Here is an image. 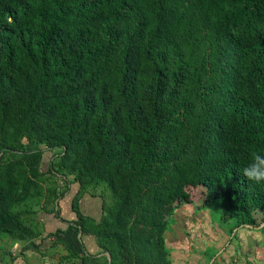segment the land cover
Wrapping results in <instances>:
<instances>
[{
    "label": "trees",
    "instance_id": "1",
    "mask_svg": "<svg viewBox=\"0 0 264 264\" xmlns=\"http://www.w3.org/2000/svg\"><path fill=\"white\" fill-rule=\"evenodd\" d=\"M253 152L264 0H0V156L16 157L0 163V230L22 250L40 245L18 206L56 175L68 184L50 197L76 183L77 218L56 213L66 226L43 242L80 231L107 264H171L164 233L189 187L230 233L264 222V183L242 175ZM89 189L109 194L98 221L79 209Z\"/></svg>",
    "mask_w": 264,
    "mask_h": 264
},
{
    "label": "rangeland",
    "instance_id": "2",
    "mask_svg": "<svg viewBox=\"0 0 264 264\" xmlns=\"http://www.w3.org/2000/svg\"><path fill=\"white\" fill-rule=\"evenodd\" d=\"M23 142L27 144L28 141L24 139ZM31 146L34 145H28ZM50 155L49 151L43 154V171L47 169ZM15 159L14 156L4 154L0 156V163ZM67 184L66 180L59 176L48 175L39 182L38 193L19 204L18 207L29 208V211L22 215L21 221L24 227L37 231L32 240L40 247L22 250L27 241L22 237L13 238L20 237L18 231L4 226L0 230V264H107L106 253L99 250L98 246V249L93 250L88 238L84 234L81 235V232L75 240L81 237L82 242L78 240L74 243L73 239H69L65 244L58 238L57 242L50 244L48 240H41L48 233L47 229L52 232L56 230L60 221L56 213L59 216H69L65 211L72 208L71 200L77 189L76 184L70 186L71 191L65 193L61 199L53 201L57 194L66 190ZM189 191L191 203L175 210L173 221L164 233L166 245L170 249L171 264H264V222L256 227L240 226L230 233L218 221V213L214 207L216 205L206 199L203 188L189 187ZM85 194L82 196L85 198L79 201V207L84 215H90L98 221L101 203L104 198L109 201V194L100 189H89ZM50 195H53V199ZM59 200L61 210L55 204ZM58 225L66 226V223L61 222ZM93 241L95 245L94 236Z\"/></svg>",
    "mask_w": 264,
    "mask_h": 264
},
{
    "label": "clouds",
    "instance_id": "3",
    "mask_svg": "<svg viewBox=\"0 0 264 264\" xmlns=\"http://www.w3.org/2000/svg\"><path fill=\"white\" fill-rule=\"evenodd\" d=\"M242 175L247 180L257 184L264 183V154L253 152L251 154L250 163H248L242 170ZM55 204L57 206L58 201H56Z\"/></svg>",
    "mask_w": 264,
    "mask_h": 264
},
{
    "label": "crops",
    "instance_id": "4",
    "mask_svg": "<svg viewBox=\"0 0 264 264\" xmlns=\"http://www.w3.org/2000/svg\"><path fill=\"white\" fill-rule=\"evenodd\" d=\"M74 184H76V183H72V184H70L69 185V189H68V193H69V191H71V189H70V186H72V185H74ZM76 186H77V184H76ZM66 192V193H67ZM76 192V191H75ZM74 193V192H73ZM86 195V194H85ZM73 196H74V194H73ZM73 196H72V198H73ZM85 198V196L82 198V199H84ZM61 199V198H60ZM82 199H80L79 201L81 202V200ZM72 201V200H71ZM71 204H72V202H71ZM58 208H60V210L62 209L61 208V205H60V200H59V202H58ZM79 209H80V211H81V213H83V211H82V209H81V207H79ZM58 211H59V209H58ZM66 213H68L69 214V216L67 215V217H65V216H63V215H60V216H62L61 218H64V219H66V220H69V221H71V220H75L76 218H77V215H76V213L72 210V208H70L68 211L66 210L65 211ZM85 214V213H84ZM60 220V219H59ZM61 223V220L59 221V223L58 224H60ZM56 225L57 227L55 228V229H57L58 227H59V225ZM54 229V230H55ZM47 230H49V231H47L48 233L49 232H52V231H50L51 229H47ZM53 230V231H54ZM64 237V236H63ZM65 237H67V235L65 234ZM86 238H88V242H89V244H90V246L93 248V250L94 249H98V247H97V245L95 244V245H93L94 243V241H93V236L92 235H86ZM80 239V241L82 242V240H81V238H79Z\"/></svg>",
    "mask_w": 264,
    "mask_h": 264
}]
</instances>
